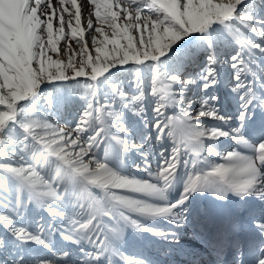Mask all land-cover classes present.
<instances>
[{
  "label": "snow or ice",
  "instance_id": "1",
  "mask_svg": "<svg viewBox=\"0 0 264 264\" xmlns=\"http://www.w3.org/2000/svg\"><path fill=\"white\" fill-rule=\"evenodd\" d=\"M0 264H264V0H0Z\"/></svg>",
  "mask_w": 264,
  "mask_h": 264
},
{
  "label": "rangeland",
  "instance_id": "2",
  "mask_svg": "<svg viewBox=\"0 0 264 264\" xmlns=\"http://www.w3.org/2000/svg\"><path fill=\"white\" fill-rule=\"evenodd\" d=\"M85 15H87V14L85 13Z\"/></svg>",
  "mask_w": 264,
  "mask_h": 264
}]
</instances>
